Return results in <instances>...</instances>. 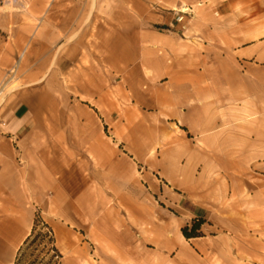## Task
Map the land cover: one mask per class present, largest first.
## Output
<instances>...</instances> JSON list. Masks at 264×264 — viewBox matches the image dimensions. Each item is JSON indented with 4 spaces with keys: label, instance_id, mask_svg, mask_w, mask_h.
Instances as JSON below:
<instances>
[{
    "label": "rangeland",
    "instance_id": "rangeland-1",
    "mask_svg": "<svg viewBox=\"0 0 264 264\" xmlns=\"http://www.w3.org/2000/svg\"><path fill=\"white\" fill-rule=\"evenodd\" d=\"M116 6L117 12H125ZM109 9V2L102 0H0V111L11 110L24 103L22 100L25 98L44 99L32 103L34 109L45 111L44 128L56 122L62 128L73 127V131L77 125L88 129L85 135L90 148L88 151L85 150V139L81 141L79 133L72 134L76 137L74 140L65 141L68 142L66 147L72 148L74 154L77 152L74 163L83 161L82 167L74 164L72 172L68 170L72 193L80 192V185L84 186L82 178L93 190V196L86 197L83 202L87 215H75L77 222L71 228L72 236L57 231L56 226L66 228L67 225L56 216L57 212L48 208L47 213L42 214L39 206L32 203L37 210L36 217L40 216L54 231L56 246L62 255L59 264H134L129 258L119 256L109 242L111 238L98 236L100 219L105 218V222L112 226L126 215L114 198L111 187L106 185L104 198L98 197L97 174L107 171L99 160L112 157L111 149L114 148L120 152L121 182L128 189H137L146 172L155 185L164 186L168 183L161 178L162 167L152 162L162 157V149L167 143L173 142H184L188 147H194L197 153H202L198 157L202 164L194 165L192 174L188 175L195 186H202L200 193L208 192L212 196L223 193L232 198L234 210L236 207L240 210L241 200L247 201L246 208L242 209L246 214L243 218L246 229L238 238L244 245L234 246L233 261H225L222 256L210 264H264V63L223 54L232 68L212 70L210 72L215 76L213 74V78L207 76L203 80L206 84L215 83L216 98L200 102L190 98L181 101L180 106L170 107L166 93L171 84L175 92L187 95L192 93V81H170L162 76L161 60H173L166 52L167 46L204 44L188 31L189 22L187 29H177L176 24L186 22L183 17H178L173 27H150L158 37L153 38L150 44H145L140 38H120L122 51L119 54L108 52L107 46L97 48L102 40L94 36L69 39L73 43L83 41V46L78 48V60L75 55L74 67L91 69V75L97 73L99 81H93L92 85H80L82 81H24V77L39 64L38 61L47 56L50 15L57 14L63 20L67 10L102 16ZM85 25L91 26L92 23ZM95 26L93 23V33H96ZM223 42L219 40L212 44L219 50L226 47ZM133 45L136 47L132 48ZM145 47H152L154 54L146 52ZM52 48L56 50L55 56H63L64 38L62 43H53ZM201 56L203 59L206 54ZM148 58H152L154 64L146 65ZM201 70L202 75L207 73L203 68ZM52 94L60 100L56 119H50L54 103L48 100ZM194 105L200 106L199 118L194 117ZM171 109L178 111L172 118L169 116ZM58 136L43 133L41 141L53 145L60 141ZM77 142L83 143V149L77 148ZM215 145L217 149H209ZM147 146L154 147L145 160L150 164H144L145 161L138 156ZM208 158H211V163L203 164L208 162ZM62 177L65 178L63 173L58 175V179ZM175 191L181 196L187 195L183 190ZM163 201L152 199L157 207H165ZM205 207L210 206L206 204ZM197 219L208 223L205 215ZM192 222L185 227L190 228ZM202 228L201 233L205 236ZM35 249L28 250L22 264H33L37 256L44 257ZM44 263L56 264L49 261V257Z\"/></svg>",
    "mask_w": 264,
    "mask_h": 264
},
{
    "label": "crops",
    "instance_id": "crops-1",
    "mask_svg": "<svg viewBox=\"0 0 264 264\" xmlns=\"http://www.w3.org/2000/svg\"><path fill=\"white\" fill-rule=\"evenodd\" d=\"M102 1H108L110 5L109 12L102 16H88L77 10H67L63 20L57 14L50 15L47 56L38 61L39 64L24 77V81H82L80 85H92L93 81H99L97 73L91 75V69L74 67L73 61L76 57L78 60V48L83 46V41L73 43L69 39L74 36L79 39L94 36L102 40L97 48L107 46L108 52L119 54L122 51L120 38H140L145 44H150L153 38H158L150 27H173L178 17H183L186 22L176 24L177 29H187L186 24L189 22L188 31L204 44L167 46L166 52L173 60H161L162 76L168 77L170 81H192V93L187 95L175 92L171 84L172 89L166 93L170 107L180 106L181 101L190 98L195 102L216 98L215 83L206 84L203 80L214 74L210 72L212 70L232 68L223 54L264 63V0ZM116 4L125 12H117ZM87 22L92 25L86 26ZM93 23H96V33L92 31ZM63 38L64 55L57 57L52 45L62 43ZM219 40L224 41V49L218 50L213 46L212 43ZM145 51L154 54L152 47H145ZM203 53L206 57L202 59ZM152 63L153 59L148 58L146 65ZM202 68L207 73L202 75ZM43 100L25 98L22 100L24 103L15 105L11 110L0 111V264L11 263L8 254L13 249L18 250L30 235L37 211L33 208V202L39 206L42 214L47 213L48 208L57 212L56 216L67 224L66 228L56 226L57 231L71 237V228L77 222L75 215H87L88 210L83 202L86 197L93 196V190L83 178L84 186L80 185V192L73 194L67 176L68 170L72 172L74 164L82 167L83 161L74 163L77 152L74 154L72 148L66 147L68 142L65 141L74 140L76 137L72 134L79 133L80 140L85 139V150L88 151L90 148L85 136L88 133L87 127L77 125L76 131H73V127L62 128L55 122L53 126L44 128L45 111L34 109L32 104ZM48 101L54 103L50 119H56L60 100L52 94ZM177 113V110L171 109L170 118ZM193 113L194 117L199 118L200 106L194 105ZM43 133L59 135L57 139L60 141L53 145L43 143ZM83 146V143L77 142L78 149H83ZM188 146L184 142L167 143L162 149V157L152 162L162 167L161 178L168 183L164 186L155 185L153 178L146 172L137 189H128L121 182L120 152L114 148L111 149L112 157L99 160L107 171L97 174L98 197L103 199L106 185L111 187L114 198L126 215L112 226L105 222V218L100 219L97 223L98 236L111 238L109 242L119 256L129 258L134 264H210L222 256L225 261H233L234 246L244 245L238 238L243 236L246 229L243 220L246 214L242 209L246 208L247 201L241 200L240 210L237 207L234 210L231 197L223 193L214 196L208 192L200 193L202 186H195L188 175L192 174L194 165L202 164L198 158L202 153ZM153 149L147 146L138 156L145 161ZM209 149H217V146ZM208 163H211V158L203 162ZM144 164L150 162L145 161ZM62 173L65 178L58 179ZM164 187L173 191H167ZM175 189L183 190L187 195L181 196ZM153 198L163 199L165 207L154 205ZM101 203L104 204V201ZM206 204L210 207H205ZM97 207L100 208L99 204ZM114 215H117V211ZM202 215L208 220L202 228L205 236L186 240L182 229Z\"/></svg>",
    "mask_w": 264,
    "mask_h": 264
},
{
    "label": "trees",
    "instance_id": "trees-1",
    "mask_svg": "<svg viewBox=\"0 0 264 264\" xmlns=\"http://www.w3.org/2000/svg\"><path fill=\"white\" fill-rule=\"evenodd\" d=\"M204 219H194L192 226L182 229L183 235L187 240L193 238H201V228L205 224ZM35 247L44 257L37 256L33 264H46L45 258L49 257V261L59 264L62 255L56 246V238L53 229L40 216L36 217L34 227L30 236L25 240L24 244L19 248L14 264H22L27 252L30 248ZM41 248V249H39ZM48 264V263H47Z\"/></svg>",
    "mask_w": 264,
    "mask_h": 264
},
{
    "label": "bare ground",
    "instance_id": "bare-ground-1",
    "mask_svg": "<svg viewBox=\"0 0 264 264\" xmlns=\"http://www.w3.org/2000/svg\"><path fill=\"white\" fill-rule=\"evenodd\" d=\"M184 11H186V9ZM16 250H17V248L16 249H13V251L8 254V257L11 259V263H9V264H14L13 263V260H14L15 254H16Z\"/></svg>",
    "mask_w": 264,
    "mask_h": 264
}]
</instances>
